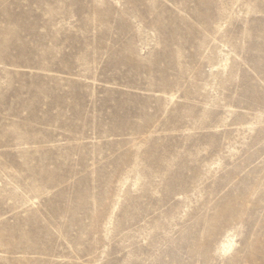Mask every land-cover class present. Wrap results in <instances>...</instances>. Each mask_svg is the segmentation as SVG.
<instances>
[{
  "label": "rangeland",
  "instance_id": "rangeland-1",
  "mask_svg": "<svg viewBox=\"0 0 264 264\" xmlns=\"http://www.w3.org/2000/svg\"><path fill=\"white\" fill-rule=\"evenodd\" d=\"M0 264H264V0H0Z\"/></svg>",
  "mask_w": 264,
  "mask_h": 264
},
{
  "label": "bare ground",
  "instance_id": "bare-ground-1",
  "mask_svg": "<svg viewBox=\"0 0 264 264\" xmlns=\"http://www.w3.org/2000/svg\"><path fill=\"white\" fill-rule=\"evenodd\" d=\"M232 245H233L232 239L229 238L227 241L224 242V244H223V250L225 252L229 251L231 249Z\"/></svg>",
  "mask_w": 264,
  "mask_h": 264
}]
</instances>
